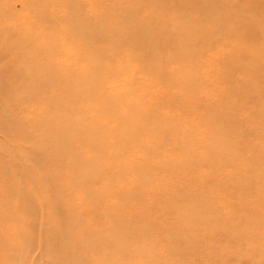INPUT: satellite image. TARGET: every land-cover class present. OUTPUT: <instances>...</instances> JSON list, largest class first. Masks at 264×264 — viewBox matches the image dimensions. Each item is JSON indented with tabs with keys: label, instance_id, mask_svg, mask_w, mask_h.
<instances>
[{
	"label": "bare ground",
	"instance_id": "bare-ground-1",
	"mask_svg": "<svg viewBox=\"0 0 264 264\" xmlns=\"http://www.w3.org/2000/svg\"><path fill=\"white\" fill-rule=\"evenodd\" d=\"M23 1L26 7L23 10L32 14V25L11 21L15 14L13 8L7 0H0V47L2 58L17 59L20 65H28L31 74L20 71L21 81L0 80V102L15 105L24 97L21 110L24 115L30 114L25 117L15 112L17 120L10 123L0 111V131L15 137L14 131L19 127L35 128L42 137L35 145L42 157L51 151L49 143L63 141L64 145H72L79 130L76 126L84 124L86 130L82 137L89 141L85 140L82 145L85 144L89 151L101 152L107 167L115 168L122 163L121 159L128 150L141 159V163L132 164L131 171L127 173L129 175L117 176L123 183L132 181L134 187L131 194L134 195L135 207H148L151 213L155 210V214L158 201L153 196L140 197L138 188L148 186L152 193L157 189L155 181L163 179V188L166 189L172 185L173 176L178 172L196 176L203 171L204 175L210 174L207 180L211 182L215 173H225V169L234 167L244 174L251 172L264 182V146L256 144L264 137V0H99L90 10L88 8L92 5L87 6L84 0ZM177 2L182 4L177 5ZM188 9L189 14L183 17ZM196 15L203 16L207 22L198 20L196 23L193 19ZM206 24H210V29H206ZM224 34L229 35L227 41H224ZM171 42L178 49L169 58L178 66L174 71L155 67L163 56V49L169 48ZM227 43L229 58H237L243 65L219 64L220 75L231 82L220 92L236 100L237 104L252 102L254 107L249 109L243 120H238L231 115L234 114L233 107H221L219 103L224 100L214 98L200 116L204 139L196 143L191 133L181 135L176 131L174 115L163 106L170 111H178L179 116L188 119L197 110L189 101L196 93L192 81L194 71L206 67V64H194L195 58L205 51L202 49H222ZM123 48L128 52H121ZM121 53L128 57L134 71L139 70L146 75L149 87L176 85L184 91L183 100L190 102L186 104L188 107L177 99L149 104L143 92L137 90L141 82L135 78H131L123 89H119L121 84L116 85V82L112 89L106 88L104 84L108 80L117 81L120 74L131 71V63L128 65L124 60L116 65ZM132 54L138 57V61L130 58ZM54 61L62 63L58 72L52 68ZM238 71L249 73V94L241 91L244 79L233 75ZM10 73V69H5L1 75ZM49 79L54 80L52 87L46 85ZM252 84L260 92L259 102L250 93ZM216 107L222 110L220 117L214 112ZM50 111L54 113L53 117L47 114ZM86 112H91L92 117H85ZM246 126H249L248 130H245ZM44 130L53 133L48 141L44 138ZM176 140L179 143V140L183 141L185 146L179 160L171 156ZM201 144L205 148L209 144L208 152L197 151L196 145ZM108 148H115L116 152L107 153ZM246 151L256 152L258 157L245 159ZM228 152L230 156L224 157ZM2 155L5 156L0 152V164L4 166ZM244 159L245 163L241 164ZM95 162L92 159V164ZM5 165H9L7 161ZM50 168L55 172V165L51 164ZM234 173L228 172L226 179L229 182L234 181ZM18 176V172L8 176L11 187L7 189L10 192L20 191ZM54 177L53 181H58L57 175ZM177 188L171 191L176 200L165 206V213L174 214V220L164 227L167 229L165 237H168V245L173 243L175 247L190 250L195 248L193 246H200L196 251L201 253L203 240L199 237H211L212 230L231 234V239L240 237L239 234L260 238L258 231L251 228L264 225V218L259 215L264 214V205L261 204V211L255 214L257 218L250 216L251 213L239 200L232 199L229 213L222 218V213H211L214 211L213 203L209 202L210 192L204 193L201 188ZM235 188L242 200L249 194L250 188L253 191L251 183H235ZM151 213L147 211L143 218L152 216ZM154 222V235L160 237L163 227L156 225V219ZM222 249L229 253L228 249ZM251 251L254 255L259 251L261 262H264L261 245L253 246ZM239 256L240 253H235L233 259L238 261Z\"/></svg>",
	"mask_w": 264,
	"mask_h": 264
},
{
	"label": "rangeland",
	"instance_id": "rangeland-1",
	"mask_svg": "<svg viewBox=\"0 0 264 264\" xmlns=\"http://www.w3.org/2000/svg\"><path fill=\"white\" fill-rule=\"evenodd\" d=\"M7 1L16 14L13 16L14 20L11 21L17 20L19 24L27 22L28 25H32L30 21L32 14L23 10L26 8L25 1ZM84 1L87 6L92 5L88 8L90 10L95 8L96 2L99 0ZM114 1L123 2V0ZM181 4V2H177V5ZM142 12L145 13V9ZM189 12L190 9L182 16L187 17ZM193 19H196V23L198 20L207 22L206 18L201 15H196ZM204 26L206 29L211 27L210 24ZM223 36H225L223 37L224 41L229 39V35L224 34ZM169 46V48L163 49V56L160 62L155 64V67H165L169 71H174L178 64L173 63L169 57L178 48L172 42L169 43ZM228 48L227 43L222 49H202L205 51L195 58L194 64H206V67L194 71L192 81L196 86V93L189 101L194 103L193 106L197 110H194L188 119L179 116L178 111H170L165 105L163 106L166 111L174 115L176 131L181 135L191 133L196 143L202 142L204 139L200 116L214 98L224 100V103L222 101L219 103L221 107H233L234 114L231 115L238 120H243L249 109L254 107L252 102L237 104L236 100L229 99L224 92H220L223 87L231 85V82L220 75L219 64L224 62L225 65H243L239 59L229 58ZM242 51L246 53L245 50ZM121 52H128V50L123 48ZM247 54L249 55V51ZM2 56V47H0V80L21 81L22 72L26 74L28 71L31 74L28 65H20L21 63L17 59L8 60ZM130 58L133 61L138 59L133 54ZM122 60L128 65L131 63L128 57L121 53L116 65H120ZM61 65V61H54L52 68L58 72ZM249 66H252L250 62ZM121 67L124 68V66ZM5 69H10L13 74L2 76ZM20 71L22 72L20 73ZM262 74H264V69ZM233 75L244 79L241 91L249 94V73L238 71ZM131 78L141 82L137 90L143 92L149 104L166 102L167 99H177L186 107H188L186 104L190 103L183 100L185 92L180 91L176 85L163 86L159 84L149 87L146 75L139 70L134 71L132 63L130 73L120 74L117 81L108 80L104 86L112 89L116 82V85L121 84L119 89H123ZM53 82L54 80L49 79L46 81V85L52 87ZM250 93L257 98V102L261 101L260 92L255 84L251 85ZM22 98L15 105H11L7 101L0 102V111L4 113L5 119L10 123L17 120L15 112L20 116L24 115V111L21 110V102L24 101ZM215 110L214 112L220 117L222 110L219 107H216ZM189 111L192 110L187 112ZM29 114L24 116L27 117ZM47 114L54 116L52 111ZM85 117H92V113L86 112ZM76 127L77 130L79 129L78 133L81 131V137L77 133V138L74 137L72 145H64L63 141L49 143L51 151L42 157L38 155V149L35 147L42 137L35 128L31 126L19 127L14 131L15 137H10L7 132L0 131V152L5 155H2L4 166L0 164V264H264L258 255L259 251L256 255L251 251L253 246L261 245L264 248V225L258 224L257 228L255 225L254 228H251L255 232L258 231L259 239L255 236H241L240 234L238 235L240 237L231 239V234H226L222 230H212L211 237H199L203 240V252L201 253L196 251L200 246H193L195 248L192 251L175 247L173 243L168 245V237H165L167 229L164 227L174 220V214L165 213V206L176 200L171 191L178 189L177 187H181V189L183 187L201 188L204 193L210 192L211 195L208 194L209 202L213 203L214 211L211 213L215 215L222 213L224 215L221 216L222 218L229 213L228 209L232 199H237L244 204L252 214L250 216L259 214L257 211H261V204L264 205V182L259 181L251 172L244 174L234 167H228L225 169V173L224 171L215 173L211 182L207 180L210 174L204 175L203 171L196 176L192 173L178 172L173 176L172 185L167 187L169 190L163 188V179L156 180L157 189L152 193L149 192L148 186L138 188L140 197L153 196L154 200L158 201L155 204L157 213H154L155 210L151 213L148 207H135L134 195L131 194L134 187L132 181L123 183L117 176L118 174L129 175L127 173L131 171L132 164L134 162L141 163V159L136 158L134 152L128 150L124 154V159H121L122 163L117 164L115 168L107 167V162L101 158V152L89 151L85 144L82 145L85 140L89 141L88 138L82 137L83 131L86 130L84 124H78ZM246 127L245 130H248L249 126ZM51 135L53 133L50 130H44V138L47 141L51 139ZM179 141L180 143L178 140L174 142L171 155L176 160L180 159L181 152L185 149L183 141ZM256 144L264 146V137ZM196 146L199 153L209 150V144L206 148L202 144ZM230 151L233 152V150ZM106 152L112 154L116 152V149L108 148ZM246 152L245 159L252 160L258 157L256 152ZM229 156L230 152L226 153L224 157ZM92 159L97 162L92 164ZM245 159L241 164L245 163ZM5 161L9 165H5ZM88 161L90 162L88 163ZM51 164L55 165V172L50 168ZM230 171H234L237 175L235 173L232 175L233 182L226 179ZM17 172L18 178L20 177L21 180V189L10 192V189H7L11 187L8 176L12 173L17 175ZM55 175L61 185L58 181H53ZM235 183H251L253 191L250 188L251 191L249 190V194L245 195L242 200L237 196ZM120 193L123 194L120 195ZM147 211L154 217L146 215L143 218V214ZM259 215L264 218V214ZM154 219L158 222L157 226L163 227L160 230V237L154 235ZM206 241L207 243H204ZM207 246L211 248H207ZM222 248L228 249L229 253L226 254ZM230 251H234V253ZM235 253H240L238 261L233 259Z\"/></svg>",
	"mask_w": 264,
	"mask_h": 264
}]
</instances>
